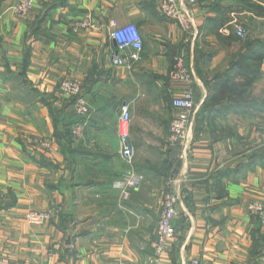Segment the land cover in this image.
I'll list each match as a JSON object with an SVG mask.
<instances>
[{
  "label": "crops",
  "instance_id": "0c3cea01",
  "mask_svg": "<svg viewBox=\"0 0 264 264\" xmlns=\"http://www.w3.org/2000/svg\"><path fill=\"white\" fill-rule=\"evenodd\" d=\"M19 1L0 0V258L152 264L171 191L176 237L166 264H264V227L249 211L264 203V60L237 99L229 87L242 82L231 70L240 44L223 40L234 22L263 39L264 18L235 12L232 0L183 4V27L161 15L160 0H33L24 16L11 9ZM214 4L229 19L222 39ZM128 24L142 39L139 60L115 66L110 35ZM180 55L188 82L172 78ZM63 80L78 85L79 96L65 97ZM187 89L195 112L183 149L170 145L169 128L171 102ZM124 105L131 165L120 156ZM130 171L144 179L122 199L113 183ZM46 210V224L26 222L27 213Z\"/></svg>",
  "mask_w": 264,
  "mask_h": 264
},
{
  "label": "built area",
  "instance_id": "2783aa9c",
  "mask_svg": "<svg viewBox=\"0 0 264 264\" xmlns=\"http://www.w3.org/2000/svg\"><path fill=\"white\" fill-rule=\"evenodd\" d=\"M33 0H21L11 7L13 12L19 16H24L33 8ZM46 1V0H38ZM197 0H160L159 12L168 20L175 21L180 26L188 22L189 12L183 9V4L193 6ZM86 26L85 22L81 24ZM234 30L238 37L242 38L244 31L238 23L234 22ZM111 38L116 45V52L112 55V63L115 66L129 67L128 60H139V53L142 48V39L139 30L134 24L117 28L111 32ZM172 78L177 81L188 82V73L184 67L183 57L180 55L175 59ZM60 90L67 98L79 96L80 88L70 80H63L60 83ZM171 105L177 110L171 121L169 128V143L172 146H183L186 148L189 133L192 127V116L195 112L193 94L190 89L185 90L180 97L172 100ZM79 113H86L87 108L78 100ZM130 111L124 105L120 110L119 136L121 140L120 156L131 165L134 161L135 149L129 140L130 136ZM143 176L135 172H128L123 178L113 183V188L120 192L122 199L128 198L131 190H136L143 182ZM177 197L173 192H167L163 199V209L157 223L156 239L153 243L154 254L150 262L152 264H166L162 256L170 242L176 237L173 219L176 216ZM249 211L258 219L260 225L264 227V203H254L249 206ZM52 217L51 211L29 212L26 214V222L32 226H42ZM0 264H13L5 257L0 258ZM188 264H202L197 258H192Z\"/></svg>",
  "mask_w": 264,
  "mask_h": 264
},
{
  "label": "trees",
  "instance_id": "16d2710c",
  "mask_svg": "<svg viewBox=\"0 0 264 264\" xmlns=\"http://www.w3.org/2000/svg\"><path fill=\"white\" fill-rule=\"evenodd\" d=\"M232 1L234 2L233 6L235 12H245L256 18H264V0ZM215 5L217 4H214L212 6V9L214 11H217V15H219V18L212 20V22H214L213 26L215 28V30L213 29V31L218 38L222 39L219 36L220 34L218 31L219 29L223 28L226 23L229 22V19L223 18L221 15V9L216 8ZM241 24L244 25L243 22H239V25ZM227 29L229 31V35L226 38H223V40L230 43L241 44L240 52L237 54V61L232 65L231 70H236L238 72V76L241 77L242 82L237 85L230 83L231 87H229V92L232 95H235L237 99H242V97L245 96L246 91L253 86V83L259 76L261 64L264 60V38H248L246 42H243L244 40L236 35L233 27L228 26Z\"/></svg>",
  "mask_w": 264,
  "mask_h": 264
},
{
  "label": "rangeland",
  "instance_id": "374dc122",
  "mask_svg": "<svg viewBox=\"0 0 264 264\" xmlns=\"http://www.w3.org/2000/svg\"><path fill=\"white\" fill-rule=\"evenodd\" d=\"M239 24V23H238ZM241 27H242V29H243V31H244V34H243V37H242V40H244L243 42H246V40H248V37H249V35H251L249 32V30L248 29H250V27H252V25L251 24H249V26H244V25H242L241 24ZM258 28V27H257ZM257 28L255 27L254 28V31H256L257 32ZM259 29L261 30V27H259ZM247 31H249V32H247ZM245 44V43H244ZM240 47H241V44H240Z\"/></svg>",
  "mask_w": 264,
  "mask_h": 264
}]
</instances>
